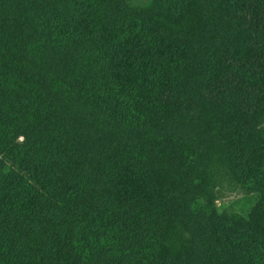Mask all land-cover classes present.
I'll use <instances>...</instances> for the list:
<instances>
[{
	"label": "trees",
	"instance_id": "obj_1",
	"mask_svg": "<svg viewBox=\"0 0 264 264\" xmlns=\"http://www.w3.org/2000/svg\"><path fill=\"white\" fill-rule=\"evenodd\" d=\"M0 264H264V0H0Z\"/></svg>",
	"mask_w": 264,
	"mask_h": 264
},
{
	"label": "rangeland",
	"instance_id": "obj_2",
	"mask_svg": "<svg viewBox=\"0 0 264 264\" xmlns=\"http://www.w3.org/2000/svg\"><path fill=\"white\" fill-rule=\"evenodd\" d=\"M212 183L210 189L213 193L214 205L219 212L246 213L249 210L252 194L240 189L230 182L224 169L218 165H211Z\"/></svg>",
	"mask_w": 264,
	"mask_h": 264
}]
</instances>
